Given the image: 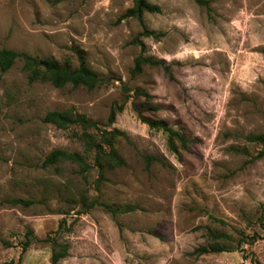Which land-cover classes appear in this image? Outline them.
I'll return each instance as SVG.
<instances>
[{"label":"rangeland","instance_id":"obj_1","mask_svg":"<svg viewBox=\"0 0 264 264\" xmlns=\"http://www.w3.org/2000/svg\"><path fill=\"white\" fill-rule=\"evenodd\" d=\"M149 1L160 11L138 19L121 18L133 0H0V49L81 59L100 79L30 82L20 59L0 70V264H52L47 236L68 247L59 264H264V156L245 137L264 134V0ZM140 54L164 64L131 74ZM66 109L98 128L43 120ZM113 129L125 163L99 165L92 145L108 152ZM54 149L88 167L44 165ZM211 243L224 250L196 251Z\"/></svg>","mask_w":264,"mask_h":264},{"label":"trees","instance_id":"obj_2","mask_svg":"<svg viewBox=\"0 0 264 264\" xmlns=\"http://www.w3.org/2000/svg\"><path fill=\"white\" fill-rule=\"evenodd\" d=\"M198 4L205 5L208 8L207 0H195ZM160 7L156 4L151 3L149 0H133V6L126 10L121 18L135 16L138 19L142 18L144 12H159ZM142 34H151V32L143 31ZM20 59L22 61V68L26 72L27 79L32 82L36 80H49L52 85L56 87H63L65 85H71L73 87L82 86L88 90L94 89L100 83L99 77L96 73L89 68L84 60H79V63L76 67L71 68L67 65H59L48 56H37L31 55L24 51H17L11 48H1L0 49V70H8L16 60ZM157 65L164 64L163 60H157L150 56H144L142 54L138 55L134 59L133 67L131 68V74H136L142 71L143 65ZM122 107L119 106L118 110ZM116 116V110L111 109L108 123H112ZM140 118L143 122L148 124L151 128L160 129L165 132L168 136V139L171 141L174 137L179 139V141L185 145V139L177 131H174L165 120H156L140 115ZM45 122L54 124L57 127H68L70 125L76 124L81 127L94 126L98 128V123L91 121L86 118L84 115L73 113L71 110H50L47 111L43 117ZM110 133L109 136L105 137V144L108 146L109 151L104 152L103 147L99 143H93L92 147L94 150V162L100 165V159L107 160L110 164L113 165H122L125 161L119 157L117 151L114 148L113 139L117 135H122L126 137V134L113 129L111 131H105ZM248 141L256 142L261 145V149L253 156V159L264 156V134L262 133H253L245 136ZM105 156V157H103ZM148 158V157H146ZM151 158V157H150ZM153 159V157H152ZM71 161L76 163L80 170H85L88 167V164L84 160V157L81 153L73 151L69 152L62 149L52 150L44 159V165H53L58 161ZM97 164V165H98ZM11 203H20L23 202L22 199L16 198L11 199ZM98 205L105 211L109 212L112 216H115L118 211L114 210L112 206L108 203L94 201L91 205ZM32 234L31 231L27 234V240L23 242V250L26 249V246L29 244L31 238L29 235ZM32 236V235H31ZM222 235H214V237H221ZM39 240V239H35ZM49 242L52 246L51 253V262L52 264H59L58 261L65 257L68 253L67 245L59 244L56 239L51 236H47L40 241ZM222 251L223 247L217 243H211L208 247L200 246L196 249L197 252H207V251ZM247 264V263H245Z\"/></svg>","mask_w":264,"mask_h":264}]
</instances>
